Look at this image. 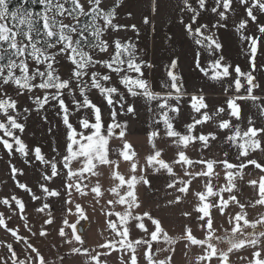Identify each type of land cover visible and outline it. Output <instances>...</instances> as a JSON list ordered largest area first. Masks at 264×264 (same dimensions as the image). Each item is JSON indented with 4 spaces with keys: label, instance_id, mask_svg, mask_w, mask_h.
I'll return each instance as SVG.
<instances>
[{
    "label": "snow or ice",
    "instance_id": "1",
    "mask_svg": "<svg viewBox=\"0 0 264 264\" xmlns=\"http://www.w3.org/2000/svg\"><path fill=\"white\" fill-rule=\"evenodd\" d=\"M164 2L147 0L149 14H142L141 24L152 33ZM234 4L244 12L233 27L246 69L228 60L218 34L235 14ZM175 7L174 21L192 52L190 66L204 82L191 91L175 36L167 33L169 55L158 89L153 86L145 70L150 73L156 64L139 46L141 27L120 22L121 9L127 20L136 19L126 0H15L14 5L0 0V149L9 158L18 154L26 165L38 163L39 195L17 179L24 170L8 162L16 188L39 201L34 211L42 214L40 228L33 230L23 199L0 197L10 213L0 212V229L23 244L17 252L13 243L0 240L7 249L0 264H64L69 254L82 256V264H110L114 252L120 253L119 264H174L178 243L185 256L197 250L188 264H264V210L249 213L264 209V163L252 157L264 153V85L256 75L264 72V64L257 63L264 45V0H213L211 5L178 0ZM204 13L215 22H202ZM128 32L135 38L121 35ZM208 82L218 86L222 100H209ZM94 94L102 105L94 102ZM22 99L30 105H22ZM138 102L148 114L143 155L133 136ZM46 106L56 110L65 130L63 144L53 146L51 156L22 138L31 113L45 112ZM41 119L48 121L47 115ZM216 141L235 149V162L227 150L222 157L205 155ZM249 165L259 172L247 181L254 197L243 202L238 181ZM156 174L167 177L164 207L187 205L180 210L185 222L178 235L141 199V189L152 190L149 177ZM58 178L60 187H51ZM50 198L62 201V226L57 224L56 231L69 246L55 260L32 242L49 237L45 226L57 223ZM88 198L94 212L99 205L108 233L91 249L77 228L90 219L81 202ZM16 215L31 236L9 226Z\"/></svg>",
    "mask_w": 264,
    "mask_h": 264
},
{
    "label": "rangeland",
    "instance_id": "2",
    "mask_svg": "<svg viewBox=\"0 0 264 264\" xmlns=\"http://www.w3.org/2000/svg\"><path fill=\"white\" fill-rule=\"evenodd\" d=\"M212 2L213 0H209V5H211ZM126 3L130 8L135 9L136 19L131 21L127 20L126 17L123 16L124 10L121 9L122 16L120 22L137 23L138 26L141 27V37L138 41L139 46L141 48H145L148 52V55L145 57V59L151 60L156 64V67L152 69L150 73L149 70H145V73L153 83V86L158 89L159 81L163 77L164 63L167 61L170 51L168 45L164 42L166 33L173 34L175 36V47H177V49L182 53L181 71L188 89L191 91L194 86L204 83L200 75L194 72L190 66L192 58L191 49L187 44L184 43V40L180 35V28L174 21V17L177 14L175 6L178 3V0H165V2L162 4L156 25L157 30L155 33L151 32L150 27L143 26L141 24L142 14H149L147 9V0H126ZM234 7L236 8V12L235 14H229V19L227 21L228 26L226 28L220 29L218 34L225 45V55L227 56L228 60L233 64L239 63L242 68L246 69L247 61L241 52L242 45L240 44L238 36L235 34L233 27L234 22H238V20L243 17L244 12L238 4H234ZM202 17V22L207 20H211L213 23L215 22V17L210 13H204L202 14ZM170 19H172L171 23H169ZM262 21H264V18H262ZM254 30V26L250 25L248 32L251 33ZM121 35L125 38L129 36L135 38L134 34L131 32L121 33ZM257 63L258 65L264 64V45L261 46V54L258 56ZM64 71L67 72V67L64 68ZM256 75L257 81L264 85V72L258 71ZM205 88L210 101L223 99V97L219 94L218 86L208 82L205 85ZM92 99L97 104L102 105V101L98 94L92 95ZM21 103L24 106H28L31 102L27 101L26 99H22ZM46 107L47 110L45 112H41L39 114L36 112L31 113L29 119L27 120L26 131L22 138L30 147L39 146L46 156H51L54 155L52 152V147H59L63 144L65 130L62 123H60L59 118L56 116V110L49 106ZM137 108L139 115L133 123V136L134 142L137 144L138 149L143 155V153L147 151V147L144 143V136L147 130L146 124L148 114L144 111L142 103L138 102ZM44 115H47L48 117L47 122L41 119V117ZM187 118V111H185L183 119L186 120ZM72 122L74 124L76 123L75 118H73ZM177 127H180V125L178 124ZM49 128L52 129L51 132H49ZM225 150L229 151L228 158L235 162V149H229L226 145L221 146L220 141L213 142L211 149L205 151V155L209 157H222L223 151ZM189 155L195 157L197 153L190 151ZM252 157L256 158L258 162L264 163V153H253ZM9 159H11L12 163H14L17 168L24 170V175L18 176L17 179L22 183H26L38 195L40 194L39 188L37 186L38 182L40 181L39 165L38 163H34L31 166L26 165L23 162L24 158L20 157L18 154L9 158L6 152L0 149V197L11 196L12 194H15L22 198L26 205V214L29 225L33 230H37L42 224V214L35 213L34 209L40 206V202H33L25 192L16 188V181H14L10 175V168L8 164ZM245 172L246 175L244 179L238 181L237 191V196L243 202H246L248 199L254 197L253 189L247 184V181L249 179L256 178L259 170H256L253 166L249 165L248 168L245 169ZM149 178L152 182V190L146 191L141 189V199L144 201L145 208H151L153 215H159L164 220L165 226L169 229L171 234H180L182 230V224L185 222L180 216V210L181 208L187 207V205L165 208L164 205L166 203V197L164 184L167 177L156 174L150 176ZM61 183V179L58 178L50 186L60 187ZM48 202L51 205L50 210L55 215L57 223L52 226H45L51 233L49 237L39 239L32 238V242L42 250L43 254L48 259L55 260L57 254L64 255L65 253H68L69 246L62 243L56 231L57 224L62 226V201L57 198H50ZM81 202L82 205L87 209L88 215L90 217L88 220L90 225L84 235V246L91 249L94 248L98 242H103V239L108 236V233L104 231L103 217L99 212V205L96 206L97 210L94 212L92 209L91 198ZM157 204H159L160 207H156ZM262 210L264 209H249V213L251 216H255L258 211ZM0 212H4L6 215L10 214L8 209L3 205H0ZM68 219L70 222H75V217L73 216H69ZM9 226L13 228L19 227L20 233L22 235L31 236V233H29L27 229L23 228V221L19 219V215L13 216L12 220L9 222ZM0 240L13 243L17 252H21L23 248V244H15L11 235L5 233L2 229H0ZM184 251L183 244L178 243L174 253V264H188L189 260L192 259V253L197 250L193 249L188 256L184 255ZM6 254L7 249L3 245H0V256ZM119 255V252L112 253L111 256L108 257L110 264H119ZM233 259L235 260V257H233ZM82 260V256L69 254L65 256L64 264H82Z\"/></svg>",
    "mask_w": 264,
    "mask_h": 264
},
{
    "label": "water",
    "instance_id": "3",
    "mask_svg": "<svg viewBox=\"0 0 264 264\" xmlns=\"http://www.w3.org/2000/svg\"><path fill=\"white\" fill-rule=\"evenodd\" d=\"M89 221H82L80 225H77V228H78V231L80 234L83 235V238H84V235L86 233V231L88 230L89 228Z\"/></svg>",
    "mask_w": 264,
    "mask_h": 264
},
{
    "label": "trees",
    "instance_id": "4",
    "mask_svg": "<svg viewBox=\"0 0 264 264\" xmlns=\"http://www.w3.org/2000/svg\"><path fill=\"white\" fill-rule=\"evenodd\" d=\"M15 4V0H13V5Z\"/></svg>",
    "mask_w": 264,
    "mask_h": 264
}]
</instances>
